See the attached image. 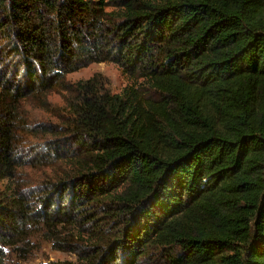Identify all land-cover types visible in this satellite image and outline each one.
<instances>
[{
  "label": "trees",
  "instance_id": "1",
  "mask_svg": "<svg viewBox=\"0 0 264 264\" xmlns=\"http://www.w3.org/2000/svg\"><path fill=\"white\" fill-rule=\"evenodd\" d=\"M0 264H264V0H0Z\"/></svg>",
  "mask_w": 264,
  "mask_h": 264
},
{
  "label": "rangeland",
  "instance_id": "2",
  "mask_svg": "<svg viewBox=\"0 0 264 264\" xmlns=\"http://www.w3.org/2000/svg\"><path fill=\"white\" fill-rule=\"evenodd\" d=\"M100 77L106 83L107 87L113 93H119L127 84L128 78L125 77L121 70L112 63H100V64H91L86 68H83L73 74L67 76V81L70 83H75L78 81H86L93 77ZM65 94L62 92H52L48 96V102H50L51 107H55V109H61L64 106ZM26 111L31 117L34 119L32 121L33 125L39 123H47L50 125L56 123L55 117L49 113L45 112L42 109L36 108L31 105H26ZM24 141V145L28 149H33L37 146V144L28 139H22ZM25 151V150H24ZM39 246L41 250L35 252L31 257V262H46V261H64V260H74L75 258L67 253L59 252L51 249V247L42 243V240L39 239Z\"/></svg>",
  "mask_w": 264,
  "mask_h": 264
}]
</instances>
